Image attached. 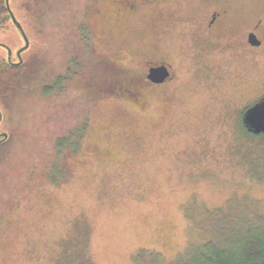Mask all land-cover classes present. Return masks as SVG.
<instances>
[{"label":"rangeland","instance_id":"obj_1","mask_svg":"<svg viewBox=\"0 0 264 264\" xmlns=\"http://www.w3.org/2000/svg\"><path fill=\"white\" fill-rule=\"evenodd\" d=\"M254 2L239 0L232 30L254 20ZM25 3L10 7L44 46L6 92L0 264H207L208 244L235 248L264 224V137L243 122L264 96V50L209 47L194 59L204 45L198 0H158L122 16L116 0ZM110 58L138 72L158 59L178 68L140 100H96L95 60ZM85 124L81 147L58 157L55 138ZM142 249L156 260L139 258Z\"/></svg>","mask_w":264,"mask_h":264},{"label":"flooded vegetation","instance_id":"obj_2","mask_svg":"<svg viewBox=\"0 0 264 264\" xmlns=\"http://www.w3.org/2000/svg\"><path fill=\"white\" fill-rule=\"evenodd\" d=\"M116 1L118 3V11L121 13L122 16V14L125 13L137 14L143 6L155 8L156 2L158 0ZM198 1L204 5V13L199 16L200 19L197 22H194L198 31L197 34L200 38V43L204 42V45L199 48L195 46L194 54H192L194 55V59H199V57L201 56L205 57V53L207 52L209 47L215 50L221 48L234 47L235 52L239 49L243 50L245 54H251L259 50H264V0H256V2L252 3V7L248 10V12L254 14V20L249 21L248 23L250 24L247 23L241 28H236V30L231 29L232 23L229 20L233 17V15H236L235 12H237L238 9L241 8V6L238 5L239 0ZM10 19L15 28L2 31L5 33H11V35H8L6 37L9 39L0 41V48L3 50V52H5L3 56H0V77L1 75H3L2 70L6 69V67H17L30 60L32 56L31 50H33L35 47L37 48V45L38 47L40 46V49L44 46L42 44H38V42H35L30 38L29 32L25 30L24 23H22V21H20V19L18 18L17 20L22 24L29 39V47L19 54V51L25 46L26 41L21 31L13 22L11 15ZM65 27H68V29H65L66 34H69L70 32L72 33V26L65 25L64 28ZM252 34L255 35V39L253 41L250 39ZM12 43L19 44V46L12 47ZM198 49L202 50V52H200ZM38 52L39 51L37 50L36 53ZM105 61L106 67L109 71L112 70V65H114V67L119 70V73H117L118 77H116L115 82L116 85H120L117 89H111L113 83V77L111 74L112 72H109V75L106 77V85L111 93L110 96L119 98L127 97L133 100H140V98L144 95L143 90L148 88V86L163 85L173 80L176 76L175 69L178 68V64L176 62H174L173 60L169 61L167 59H158L154 62H148L142 72H138L136 69H126L122 67L121 64H119L116 60H113V58L106 59ZM159 66H165L168 70L169 76L166 77L165 80L161 83H154L148 79V74L151 68ZM206 66L208 68L213 69L211 66ZM126 71L129 72V75H132V82L128 83L127 79L125 78L124 75ZM74 72L75 71H72V76L77 75ZM57 81L63 84L64 82H66V77L62 74L58 76ZM10 107L11 101L8 98V95L5 92H0V150L11 139L10 130H8V128L11 127L8 126V112ZM13 128L19 130L20 127L15 126Z\"/></svg>","mask_w":264,"mask_h":264},{"label":"trees","instance_id":"obj_3","mask_svg":"<svg viewBox=\"0 0 264 264\" xmlns=\"http://www.w3.org/2000/svg\"><path fill=\"white\" fill-rule=\"evenodd\" d=\"M40 1L41 0H26L24 7L28 9L30 5H38ZM11 27L15 28L10 19L6 0H0V31L10 29ZM95 61L98 63V68L95 69L96 76L94 81L88 83V88H90L89 91L91 94L94 93V89L96 93H94V96L89 94L88 95L98 100L103 96H110L111 94L106 85V77L109 75V72H112V70L113 74H111L113 77V83L111 89L115 90L120 86L119 84L116 85L115 83L116 77H118L117 73H119V70H117L113 65L112 70L109 71L104 60L97 59ZM38 63H40V61H38V58L34 55L30 60L26 61L20 66H5L6 69L2 70L3 75H1L0 77V92H8V94L10 92V94H14L27 77V72L31 68V66H35ZM124 76L127 79L128 83L132 82V75H129L128 71L125 72ZM92 84L95 87H93ZM76 129L78 130L76 131ZM85 129L86 124L73 129V131L69 132L68 135H63L61 137L55 138V141H53V145L56 148L54 150L56 155L60 157L62 155L61 152H65L66 150L76 152L81 147V140H83V133ZM74 131H76V133H79V137H76L74 135ZM255 136L264 137L263 134ZM5 151L6 148L2 147L0 150V159H2V157L5 155ZM56 167H59V169H61L58 162ZM240 240L241 241H239L238 245L235 248H231L230 243L223 248H218L207 243L209 249L211 247L207 254V264H264V224L262 223L258 229L248 228L247 233H245V235ZM137 255L139 256V258H154L156 260V257H154L150 252L144 249L140 250Z\"/></svg>","mask_w":264,"mask_h":264},{"label":"water","instance_id":"obj_4","mask_svg":"<svg viewBox=\"0 0 264 264\" xmlns=\"http://www.w3.org/2000/svg\"><path fill=\"white\" fill-rule=\"evenodd\" d=\"M7 9L12 17L13 22L16 24L17 28L21 31L26 44L19 51V54L29 47L28 36L22 26V24L17 20L13 10L10 7V0H6ZM250 39L253 41L255 35L252 34ZM169 76L168 70L165 66L153 67L150 69L148 74V79L154 83H161ZM243 122L247 130L254 135H264V96L257 101L254 105L247 108L243 114Z\"/></svg>","mask_w":264,"mask_h":264}]
</instances>
